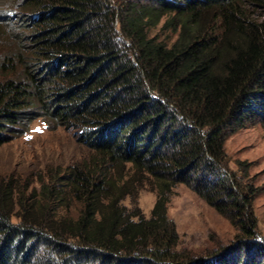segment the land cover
I'll return each instance as SVG.
<instances>
[{"label": "trees", "instance_id": "trees-1", "mask_svg": "<svg viewBox=\"0 0 264 264\" xmlns=\"http://www.w3.org/2000/svg\"><path fill=\"white\" fill-rule=\"evenodd\" d=\"M0 14L18 24L0 54V147L40 118L90 153L40 187L0 177V264H230L229 249L178 252L179 184L239 229L238 261L262 263L226 142L264 122V0H0ZM145 183L149 218L124 204Z\"/></svg>", "mask_w": 264, "mask_h": 264}, {"label": "rangeland", "instance_id": "rangeland-1", "mask_svg": "<svg viewBox=\"0 0 264 264\" xmlns=\"http://www.w3.org/2000/svg\"><path fill=\"white\" fill-rule=\"evenodd\" d=\"M7 3L5 11L14 9L12 2ZM250 10L255 9L251 7ZM0 15V54H3L14 48L10 38L14 32H18V24L11 15ZM6 31L7 39L3 35ZM164 36L162 38L165 40L176 38L170 32H165ZM10 138V142L0 147V177L14 176L32 186L40 187L43 180L49 179L51 171H63L90 156L73 130L49 126L40 118L34 120L27 132L17 133ZM226 152L227 168L253 196V211L258 227L255 241L264 245V122L249 120L243 127L231 131ZM156 200L155 186L145 183L138 184L137 192L124 204L132 212L139 210L149 218ZM168 216L175 222L180 235L178 252L181 255L204 259L229 249L235 255L230 264H247L245 257L238 261L239 253L234 246L239 229L187 185L179 184L174 188ZM261 262L264 264L263 258Z\"/></svg>", "mask_w": 264, "mask_h": 264}]
</instances>
